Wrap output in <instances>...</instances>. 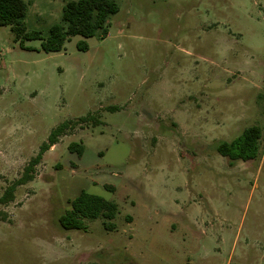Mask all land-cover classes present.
Returning <instances> with one entry per match:
<instances>
[{"label": "rangeland", "instance_id": "obj_1", "mask_svg": "<svg viewBox=\"0 0 264 264\" xmlns=\"http://www.w3.org/2000/svg\"><path fill=\"white\" fill-rule=\"evenodd\" d=\"M23 1L45 37L70 0ZM116 2L87 51L78 36L22 49L0 26V196L56 126L101 122L67 131L0 205V264H264V0ZM253 126L255 159L216 152ZM81 192L116 205L114 230L60 226Z\"/></svg>", "mask_w": 264, "mask_h": 264}, {"label": "trees", "instance_id": "obj_2", "mask_svg": "<svg viewBox=\"0 0 264 264\" xmlns=\"http://www.w3.org/2000/svg\"><path fill=\"white\" fill-rule=\"evenodd\" d=\"M26 8L27 5L23 0H0V26L10 28L14 42L19 43L22 49H27L24 42L39 40L40 49L45 54L62 51L64 44L75 36L81 38L76 43V48L79 51H87L88 44L85 40L95 36L104 39L108 34L109 18L119 10L116 0H70L62 7L60 22L53 24L47 35L43 37L37 31L27 30L24 23ZM108 109L114 110V108ZM99 124H101L99 117L87 115L56 126L50 132L46 142L40 146L37 155L24 167L21 177L8 186L0 196V205L12 202L15 189L33 181L34 168L40 163L43 154L55 146L58 139L67 131L73 130L76 126L95 127ZM260 136L261 131L258 127H249L231 142L218 143L216 152L230 162L253 160L258 155ZM67 149L78 157L84 150L81 143H70ZM69 204L70 209L58 219L63 229L81 230L84 229L83 220L101 218L104 220L105 230H114L115 227L110 222L115 218L117 208L113 202L81 192Z\"/></svg>", "mask_w": 264, "mask_h": 264}]
</instances>
